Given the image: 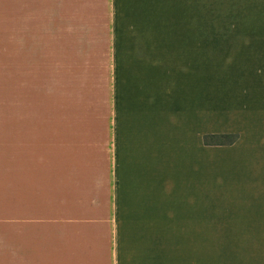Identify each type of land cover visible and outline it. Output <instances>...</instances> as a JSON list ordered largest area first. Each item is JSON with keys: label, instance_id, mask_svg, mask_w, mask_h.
Segmentation results:
<instances>
[{"label": "crops", "instance_id": "crops-1", "mask_svg": "<svg viewBox=\"0 0 264 264\" xmlns=\"http://www.w3.org/2000/svg\"><path fill=\"white\" fill-rule=\"evenodd\" d=\"M41 1L58 120L12 123L0 264H264V0Z\"/></svg>", "mask_w": 264, "mask_h": 264}, {"label": "rangeland", "instance_id": "rangeland-1", "mask_svg": "<svg viewBox=\"0 0 264 264\" xmlns=\"http://www.w3.org/2000/svg\"><path fill=\"white\" fill-rule=\"evenodd\" d=\"M65 20L70 21L69 17ZM77 25L82 31L83 20L75 17L68 23V27ZM60 26L59 2L0 0V217L4 247L10 235L12 123L24 119L28 110L34 120V113L42 109L58 120ZM220 244L218 248L212 242L211 264H233L227 262L233 254L225 255L226 243ZM201 245L196 242V254H201Z\"/></svg>", "mask_w": 264, "mask_h": 264}]
</instances>
